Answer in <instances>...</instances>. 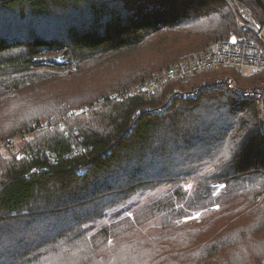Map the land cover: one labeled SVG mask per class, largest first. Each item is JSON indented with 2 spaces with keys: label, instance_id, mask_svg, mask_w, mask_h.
I'll list each match as a JSON object with an SVG mask.
<instances>
[{
  "label": "trees",
  "instance_id": "obj_1",
  "mask_svg": "<svg viewBox=\"0 0 264 264\" xmlns=\"http://www.w3.org/2000/svg\"><path fill=\"white\" fill-rule=\"evenodd\" d=\"M233 30L227 0H0V103L17 111L0 140L26 134L0 152V264H264L258 104L206 89L143 111L211 72L113 96ZM155 35L173 40L114 64Z\"/></svg>",
  "mask_w": 264,
  "mask_h": 264
},
{
  "label": "built area",
  "instance_id": "obj_2",
  "mask_svg": "<svg viewBox=\"0 0 264 264\" xmlns=\"http://www.w3.org/2000/svg\"><path fill=\"white\" fill-rule=\"evenodd\" d=\"M227 1L235 15L236 30L227 36L213 40L202 50L192 51L166 69L156 72L146 80L125 88L113 96L120 101L138 92L150 97L168 81L186 83L193 74L211 72L212 74L206 76L203 81L187 89L180 86L173 87L163 106L146 107L143 111L149 113L161 111L175 97L197 98L206 89H222L231 97L256 102L264 131V77L256 85H243L235 76L226 72L230 68L248 77L264 69V8L261 7L262 13L259 16L241 0ZM262 1L264 4V0ZM143 111L136 112L133 125ZM13 141H15L13 137L0 140V152L4 151Z\"/></svg>",
  "mask_w": 264,
  "mask_h": 264
},
{
  "label": "rangeland",
  "instance_id": "obj_3",
  "mask_svg": "<svg viewBox=\"0 0 264 264\" xmlns=\"http://www.w3.org/2000/svg\"><path fill=\"white\" fill-rule=\"evenodd\" d=\"M172 40H171V36H167V37L162 36V35L152 36L139 49L134 50V51H130V52H125V54L123 56L128 57L127 59H124V58L118 59L117 58L118 60L114 61V64L119 65V66H124L126 64L131 63V62H133V64L136 62H140V61H141V64L145 63L149 57H155L162 50V48H164ZM112 73H113V71H111V67L107 68V66H103L102 71H94V76L97 78L103 77L104 79H107L108 77L112 76ZM39 91H40V89L36 88L33 90V93H38ZM21 94H23V93H21ZM15 99H16V101H18L17 98H15ZM8 103H9V101H5V102L0 103V124L1 125H3L5 122L10 121L11 119H13L14 117L12 115H15V113L17 112V111H15L12 113H5ZM12 110H15V107H13ZM261 126H262V124H261ZM23 133H24V130H22L21 132L17 131L12 137L17 142H21V140L26 137L25 136L26 134H23ZM2 140H5V139H2ZM7 148L4 150H7ZM209 214H210L209 211L202 210V211L196 213V215L193 216V219L194 220H200L202 218L207 217Z\"/></svg>",
  "mask_w": 264,
  "mask_h": 264
},
{
  "label": "water",
  "instance_id": "obj_4",
  "mask_svg": "<svg viewBox=\"0 0 264 264\" xmlns=\"http://www.w3.org/2000/svg\"><path fill=\"white\" fill-rule=\"evenodd\" d=\"M256 2L260 5V7L264 8V4L262 0H256Z\"/></svg>",
  "mask_w": 264,
  "mask_h": 264
},
{
  "label": "snow or ice",
  "instance_id": "obj_5",
  "mask_svg": "<svg viewBox=\"0 0 264 264\" xmlns=\"http://www.w3.org/2000/svg\"><path fill=\"white\" fill-rule=\"evenodd\" d=\"M233 41H235V37H233Z\"/></svg>",
  "mask_w": 264,
  "mask_h": 264
}]
</instances>
